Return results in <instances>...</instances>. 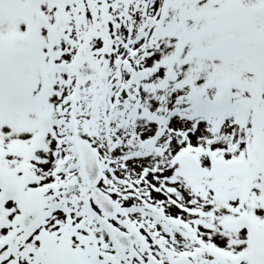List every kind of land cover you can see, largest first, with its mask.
<instances>
[{"label":"snow or ice","instance_id":"1","mask_svg":"<svg viewBox=\"0 0 264 264\" xmlns=\"http://www.w3.org/2000/svg\"><path fill=\"white\" fill-rule=\"evenodd\" d=\"M0 264H264V0H0Z\"/></svg>","mask_w":264,"mask_h":264}]
</instances>
